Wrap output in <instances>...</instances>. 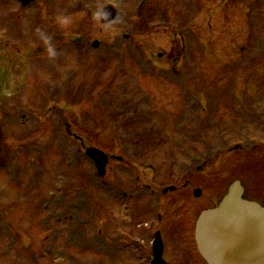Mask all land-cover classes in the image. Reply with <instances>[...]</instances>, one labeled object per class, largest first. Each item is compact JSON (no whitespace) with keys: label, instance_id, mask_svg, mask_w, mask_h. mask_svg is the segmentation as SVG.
<instances>
[{"label":"rangeland","instance_id":"374dc122","mask_svg":"<svg viewBox=\"0 0 264 264\" xmlns=\"http://www.w3.org/2000/svg\"><path fill=\"white\" fill-rule=\"evenodd\" d=\"M140 1L36 0L34 10H19L16 0H0V149L11 169L24 171L22 175L0 171V213L4 206L11 208L2 213L8 221L0 222V264H139L137 255L127 260L123 253L111 252L119 248L117 240L109 242L125 235L128 224L122 222L123 213L113 208L114 196L124 191L115 187L129 190L135 177L139 185L182 184L186 172L199 168L190 177L202 195L195 201L190 190L188 203L196 211L214 203L235 179L254 183V197L264 198L263 184H259L264 166H254L255 158H264V0H190L189 8L184 0H149L138 18ZM106 5L118 11L117 22L104 25L96 18L95 13ZM59 6L65 10H41ZM71 6L75 9L68 10ZM94 41L99 43L97 50L91 49ZM179 46H186L183 56L188 57L180 65L156 58L158 53L168 56L171 47L175 55ZM38 48L41 52L31 58ZM257 56L250 64V58ZM180 71L187 77L182 83L174 80ZM136 89V100L146 103L142 112L153 116L156 129L161 126L155 137L163 139L155 151L138 154L146 157L141 165L125 159L120 140L128 134L115 127L113 114L117 112L113 103ZM253 98L260 104L258 109ZM192 102L198 112H190ZM239 112L246 116L245 129L239 126ZM209 113L213 127L205 145L211 148L212 158L205 159L202 140L193 145L181 138L187 129L192 136L198 130L199 136V126ZM64 122L88 147L120 157L122 162L110 161L101 180L83 158L78 167H70L71 153L78 150L67 139ZM146 122L142 119L140 128ZM232 125L233 131L225 137L233 139L222 148L218 135L230 132L223 128ZM142 140V146L151 145L144 136ZM245 145L251 148L250 157L244 154ZM170 164L174 170L168 173ZM158 170L160 177L154 173ZM159 193L152 198L141 191L129 210L141 207V219L163 214L174 193ZM59 200L64 207H57ZM48 201L50 210H55L49 220V211L41 205ZM121 206L124 209L125 203ZM76 208L83 213L76 214ZM72 213L66 227L55 222L56 216ZM183 214L190 215V209ZM75 228L77 239L71 245ZM7 231L12 239L6 238Z\"/></svg>","mask_w":264,"mask_h":264},{"label":"flooded vegetation","instance_id":"af4514ba","mask_svg":"<svg viewBox=\"0 0 264 264\" xmlns=\"http://www.w3.org/2000/svg\"><path fill=\"white\" fill-rule=\"evenodd\" d=\"M76 6V5H75ZM75 6L69 7L68 10H74ZM33 8H28L24 10H32ZM41 10H65L63 7L59 6L56 8H42ZM80 10V8L76 9ZM178 51V50H177ZM176 51V54H173V51L168 55L162 54L158 60L163 61L164 59L166 62L180 64L182 61V56L179 52ZM175 59V60H173ZM2 94H3V75L0 70V115L3 110L2 106ZM15 113V112H14ZM8 115V113H4ZM24 118V117H23ZM80 148H85L86 145L82 141H77ZM192 175V174H191ZM190 175V176H191ZM194 175V174H193ZM189 176V177H190ZM195 176V175H194ZM190 178H186V181L180 185L179 187L175 186L174 197L170 198L165 208H163V214L157 212L156 216L152 219H141L143 215L141 212L143 209L141 207H136L134 209H130V202L132 200H138L140 197V192L144 191L146 188L145 185L140 186L139 182H135L133 185L130 186L129 190L124 187H119L120 190H124L122 197H127V200L122 201L121 199L116 200L117 203L113 208H116L120 212L121 204L125 201V207L123 210V223H128L125 226L126 234L119 236L117 239H110L109 242L112 244V241L117 240V247L118 250H110L113 253H123V256L127 258L133 257L137 255V260L139 264H149L152 258V249L155 243L158 242L161 245L162 250V259L167 264H205L203 260L199 257L196 246L194 243V226L198 216V212L193 215L192 206L189 203V196L190 190L195 188L194 184L191 183ZM138 180V179H137ZM241 181V180H240ZM244 188L243 199L248 202H254L264 208V198L254 197L253 190L251 187L254 186L252 184H244L241 181ZM178 184V183H176ZM259 184H263L264 190V180H261ZM111 186V185H109ZM154 186V185H153ZM224 191H222V194ZM221 198L217 200V203L220 201ZM129 205V207H128ZM187 206V209L185 208ZM209 207V206H208ZM206 207V208H208ZM213 205L211 206V208ZM206 208H203L206 209ZM190 209L189 214H183ZM177 213L176 214V211ZM202 211V210H201ZM128 212V215L125 213ZM173 212V214H171ZM181 212V213H180ZM189 213V212H188ZM109 216L116 218L117 216H113L111 213ZM190 218V219H189ZM241 223V222H240ZM238 225V229L246 233L248 226L246 224ZM120 242H119V241ZM148 241V242H147ZM147 242V244H145ZM241 243L239 242V245ZM244 249L248 245V241L245 240L243 242ZM130 254V255H129Z\"/></svg>","mask_w":264,"mask_h":264},{"label":"water","instance_id":"95a60500","mask_svg":"<svg viewBox=\"0 0 264 264\" xmlns=\"http://www.w3.org/2000/svg\"><path fill=\"white\" fill-rule=\"evenodd\" d=\"M33 0H18L22 6H28ZM106 18L101 23L109 25L117 21V12L111 8L102 10ZM94 42L92 48H97ZM85 157L95 168L97 178H103L108 162L107 157L96 149H87ZM243 189L240 183L230 185L218 209L203 212L197 223L196 243L199 253L208 264H264V210L256 205L242 202ZM198 195V194H196ZM249 224L252 237H248V245L244 249L243 242L239 245L240 233L234 225ZM224 224L228 227L224 228ZM224 236L230 237L223 248ZM246 238V237H245ZM161 249L157 245L153 251V262L160 264Z\"/></svg>","mask_w":264,"mask_h":264},{"label":"trees","instance_id":"16d2710c","mask_svg":"<svg viewBox=\"0 0 264 264\" xmlns=\"http://www.w3.org/2000/svg\"><path fill=\"white\" fill-rule=\"evenodd\" d=\"M92 89L93 90L95 89L94 86ZM113 104L114 107H116L114 111L117 110L116 113H113L117 116L116 118L117 121L114 122V124H118V125H115V127L118 128L119 130H122L123 132L125 130V133L130 135L129 140L120 142V144H122L123 146L122 150L126 155L130 154L132 158L135 157L136 159L139 150H142L141 148L142 144L141 141L139 140L137 133L134 132L138 128H140L142 119L143 120L145 119L144 114L140 108L134 107L136 105L132 106L131 102L127 100L126 95H122L120 99L116 101V105L115 102ZM151 133L153 134V132ZM132 134L134 135L131 137ZM146 140L148 139L146 138ZM143 147L144 150H148L150 148V145L147 146L144 145Z\"/></svg>","mask_w":264,"mask_h":264},{"label":"clouds","instance_id":"9594fccd","mask_svg":"<svg viewBox=\"0 0 264 264\" xmlns=\"http://www.w3.org/2000/svg\"><path fill=\"white\" fill-rule=\"evenodd\" d=\"M95 15H96V18L99 20V19H102V18H106V13H104V12H102V11H97L96 13H95ZM62 22H67L66 20H63ZM49 51H50V54H52V55H54L55 53L54 52H52V50L51 49H49Z\"/></svg>","mask_w":264,"mask_h":264}]
</instances>
